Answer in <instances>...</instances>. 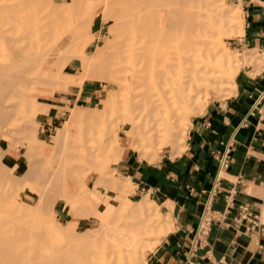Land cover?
Listing matches in <instances>:
<instances>
[{"label": "rangeland", "instance_id": "rangeland-1", "mask_svg": "<svg viewBox=\"0 0 264 264\" xmlns=\"http://www.w3.org/2000/svg\"><path fill=\"white\" fill-rule=\"evenodd\" d=\"M178 3L186 4L178 0H0V6L6 7L0 16V68L7 66L0 74V112L12 102L17 107L7 120L0 115L4 146L0 147V201L16 215L33 219L34 233L44 234L38 245L71 247L75 242L69 237L75 233L107 241L125 229L144 235L137 262L132 264H147L175 231L171 205L145 196L146 210L138 211L140 199H131L133 186L123 174L128 160L152 164L164 155L182 153L191 121L210 104L234 96L247 67L264 66V60L254 64L258 55L247 57L236 45L242 34L235 30L236 23H243L240 1L219 0L215 13L236 15V22L224 18L220 27L214 14L210 20L202 19L213 25L209 42L223 51L222 62L214 56L208 81L199 83L201 91L208 86L215 92L209 90L206 99L202 92L191 111L176 106L178 115L157 135L151 103L160 104V87L154 86L156 77L160 84V11ZM27 74L36 83L25 91L33 99L21 103L15 98L3 105L9 90L22 89L15 78ZM108 79L116 83L108 85ZM71 110L76 113L73 118ZM13 122H17L15 132L10 129ZM52 169L57 171L48 184ZM125 257L124 264H130Z\"/></svg>", "mask_w": 264, "mask_h": 264}, {"label": "crops", "instance_id": "crops-1", "mask_svg": "<svg viewBox=\"0 0 264 264\" xmlns=\"http://www.w3.org/2000/svg\"><path fill=\"white\" fill-rule=\"evenodd\" d=\"M239 1L243 29L236 45L247 57L258 55V65L264 60V0ZM236 88L191 121L182 153L152 164L128 160L123 174L133 186L131 199L148 196L171 205L175 217V231L147 264H264V66L247 67ZM224 156L227 168L219 164ZM206 203L213 221L194 249Z\"/></svg>", "mask_w": 264, "mask_h": 264}, {"label": "bare ground", "instance_id": "bare-ground-1", "mask_svg": "<svg viewBox=\"0 0 264 264\" xmlns=\"http://www.w3.org/2000/svg\"><path fill=\"white\" fill-rule=\"evenodd\" d=\"M178 1L186 2V4L178 3L175 7L160 11V84L159 77L154 80L155 89L160 87V104L157 102L151 103L156 114L154 120L156 128H153V130L156 131L157 135L161 133L160 128L168 124L171 117L178 115V110H174L176 106L186 109L187 112L191 111L192 102L202 92L205 91V99L209 90L215 92L212 87L208 86L201 91L199 83L208 81V76L213 73L214 62H216L215 57L220 58L219 62H222L223 51L218 49L214 43L209 42L210 29L213 25L211 23L208 24L209 22H203L202 19L208 18L210 20V15L214 14L218 18L216 25L220 27L223 26L224 18L228 19L227 23L230 22L234 25V22H236V15L228 16L225 13L220 15L215 13L213 8L219 0ZM8 9L12 11L14 7L12 6ZM5 10L6 7L1 5L0 16ZM6 18L11 17L7 16ZM235 25V30L242 33V21ZM7 61L5 60L3 63ZM4 67L0 68V74L7 70V66ZM133 73L135 74V72ZM15 79L22 86V89L17 93L9 90L3 99V105L10 103L15 98H19L21 103H28L29 99H33L31 96L30 98L27 97L25 91L27 88L36 85V83H33L34 77L27 74L17 76ZM37 82L39 83L40 81ZM113 82L116 83V81L107 80L108 85ZM12 87L14 88V86ZM173 94L178 95V97L174 99ZM16 111V104L12 102L11 105L2 107L0 115L4 117V120H7ZM71 114L73 118L76 113L71 110ZM4 124H7V122ZM14 125L16 127L17 122H13L10 125V129L13 131ZM12 126L13 128H11ZM11 130L10 132H12ZM2 144L0 142V147L3 148ZM56 171V169H52L48 172V184L55 177ZM145 203L147 201L139 203L138 211L143 212L146 210L144 207ZM32 223L33 219L31 217L22 218L16 215L4 204V201H0V264H124L126 255L127 258H130L128 262L132 264L137 262L138 250L145 242L144 235L124 229L117 234L109 236L106 239L107 241L96 242L94 237L89 235L90 233H75L69 237L75 242L71 247L65 246L63 243L49 244L47 246L38 245L39 240L44 238V234H35Z\"/></svg>", "mask_w": 264, "mask_h": 264}, {"label": "built area", "instance_id": "built-area-1", "mask_svg": "<svg viewBox=\"0 0 264 264\" xmlns=\"http://www.w3.org/2000/svg\"><path fill=\"white\" fill-rule=\"evenodd\" d=\"M227 160H228L227 156L221 157L219 160L220 167L227 168L228 166ZM217 187L218 186L213 188V191L215 193L218 191ZM213 217L214 216H213V211L211 210V205L209 203H206L193 235L192 244L194 249L201 247L206 237L208 236L213 221Z\"/></svg>", "mask_w": 264, "mask_h": 264}]
</instances>
